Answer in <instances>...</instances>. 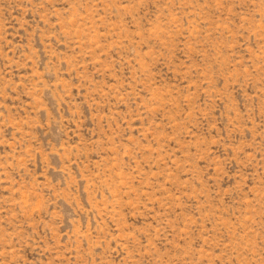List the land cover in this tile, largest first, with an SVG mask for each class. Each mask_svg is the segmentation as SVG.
Segmentation results:
<instances>
[{"label": "rangeland", "instance_id": "1", "mask_svg": "<svg viewBox=\"0 0 264 264\" xmlns=\"http://www.w3.org/2000/svg\"><path fill=\"white\" fill-rule=\"evenodd\" d=\"M0 264H264V0H0Z\"/></svg>", "mask_w": 264, "mask_h": 264}]
</instances>
